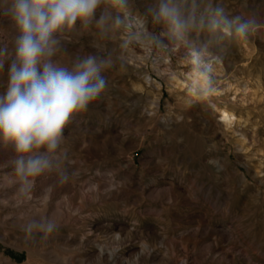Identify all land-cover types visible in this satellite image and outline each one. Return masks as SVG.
I'll list each match as a JSON object with an SVG mask.
<instances>
[{
    "label": "rangeland",
    "instance_id": "374dc122",
    "mask_svg": "<svg viewBox=\"0 0 264 264\" xmlns=\"http://www.w3.org/2000/svg\"><path fill=\"white\" fill-rule=\"evenodd\" d=\"M178 2L197 20L223 7L258 27L240 39L198 26L176 40L148 11L156 0H103L97 18L107 8L122 26L57 32L52 59H107L108 86L28 183L0 141V264H264V0ZM11 4L0 0V95L18 35ZM34 220L56 228L30 230Z\"/></svg>",
    "mask_w": 264,
    "mask_h": 264
},
{
    "label": "clouds",
    "instance_id": "9594fccd",
    "mask_svg": "<svg viewBox=\"0 0 264 264\" xmlns=\"http://www.w3.org/2000/svg\"><path fill=\"white\" fill-rule=\"evenodd\" d=\"M102 3L103 0H12L9 12L18 35L8 87L0 95V141L14 147L15 170L25 183L52 169L53 154L62 143L70 117L86 110L107 89L104 72L111 66L109 60L87 55L77 57L67 67L52 59L59 45L55 34L65 27L72 28L77 21L85 27L95 22L102 32L124 24L121 16L107 8L97 18ZM111 4L123 9L127 0H111ZM148 11L176 40L184 39L190 28L198 26L212 34L226 33L240 39H247L258 27L255 15L229 17L223 7L209 8L207 17L197 20L194 13L185 14L178 0H156ZM205 55L204 50L193 53V64L204 76L211 71L204 63ZM28 228L51 232L56 224L34 220Z\"/></svg>",
    "mask_w": 264,
    "mask_h": 264
},
{
    "label": "bare ground",
    "instance_id": "6f19581e",
    "mask_svg": "<svg viewBox=\"0 0 264 264\" xmlns=\"http://www.w3.org/2000/svg\"><path fill=\"white\" fill-rule=\"evenodd\" d=\"M221 114L224 115V120L229 125L234 121L233 115L226 110H222Z\"/></svg>",
    "mask_w": 264,
    "mask_h": 264
}]
</instances>
